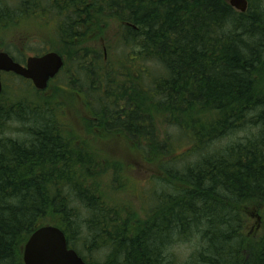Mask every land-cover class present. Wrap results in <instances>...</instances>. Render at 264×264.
<instances>
[{"label":"trees","instance_id":"1","mask_svg":"<svg viewBox=\"0 0 264 264\" xmlns=\"http://www.w3.org/2000/svg\"><path fill=\"white\" fill-rule=\"evenodd\" d=\"M38 15L52 22L42 48L64 59V91L85 89V132L123 140L167 191L140 215L112 201L103 178L120 190L122 174L70 130L60 93L2 73L0 264H23L43 226L60 229L87 264H264V232H244L250 216L264 229V5L0 0V36ZM111 25L113 57L109 43L97 47ZM8 46L0 51L11 56ZM7 79L29 89L7 96ZM176 244L191 254L179 260Z\"/></svg>","mask_w":264,"mask_h":264},{"label":"rangeland","instance_id":"2","mask_svg":"<svg viewBox=\"0 0 264 264\" xmlns=\"http://www.w3.org/2000/svg\"><path fill=\"white\" fill-rule=\"evenodd\" d=\"M248 3L250 5L262 6L264 5V0H248ZM10 4H13V2H10ZM28 20L29 22H27ZM28 20L20 22V26L17 29H13L0 36V50L4 48V44H8L10 46H8L7 49L11 52V56L17 59L24 58L25 60L27 57L40 56L46 53L47 50L42 48L45 47L42 42H44L43 39L46 40V42H51V40L48 39V31L52 26V22L44 15L31 17ZM116 34V25H111L108 29V33L102 40L103 42L97 43L98 48H102V44L105 45L109 43V56L112 57L120 53L115 45ZM145 68L150 69V66L146 65ZM5 85L6 93H8L7 96H11L12 93L18 89H22L25 93L27 92L26 90L29 89L27 87L28 85H23L22 82L20 83L19 81H11V79H7ZM49 86L51 87L47 86L48 88L44 91V96L51 97L53 93H60L56 100L59 105L65 108V119L68 121L70 130L80 137H86L85 139L88 141L86 142L90 144L89 146L96 152H99L101 157L108 160L114 166H117L122 174L120 179L123 182V186L120 190L107 188L106 184H108V181L110 180L108 176L103 178L105 183L104 191L107 196L112 201H117L121 204H129L137 215L146 212L148 209L147 206L152 205L158 195H163L164 192L167 191V186L157 180V169L154 164L148 163L146 160L139 158L130 150L123 140L117 137L110 135L100 138L93 136L92 134L88 135L85 132L84 124L89 118L88 109L84 104L85 102L81 99V95L85 92V89H83L80 96L78 94H70L64 91L70 90V88H68L67 75H58ZM16 94L18 95V92H15L14 95L16 96ZM30 97L34 98L35 94H30ZM14 132H11V134ZM172 132L173 131L169 129V133L174 134ZM7 135L9 136V134ZM247 219L244 228L245 236L250 239H256L264 232L261 220H257L253 216H250ZM257 222L258 225L256 226ZM171 248V252L176 254L179 260H184V258L191 254L190 244H176ZM102 256L103 253H100L97 255L95 254L92 257L94 261L102 262Z\"/></svg>","mask_w":264,"mask_h":264},{"label":"water","instance_id":"3","mask_svg":"<svg viewBox=\"0 0 264 264\" xmlns=\"http://www.w3.org/2000/svg\"><path fill=\"white\" fill-rule=\"evenodd\" d=\"M228 3L240 13L248 8L247 0H228ZM62 67L63 59L56 52L30 56L21 65L0 51V73H13L28 80L37 91H44ZM2 89L0 78V95ZM22 261L23 264H87L68 248L64 233L53 226H43L33 232L23 247Z\"/></svg>","mask_w":264,"mask_h":264},{"label":"flooded vegetation","instance_id":"4","mask_svg":"<svg viewBox=\"0 0 264 264\" xmlns=\"http://www.w3.org/2000/svg\"><path fill=\"white\" fill-rule=\"evenodd\" d=\"M23 65H24V64H23ZM63 67H64V61H63ZM63 67L61 68V70L63 69ZM61 70H60V72H61ZM60 72H59V73H60ZM58 75H59V74H58ZM58 75H57V76H58ZM57 76H56V77H57Z\"/></svg>","mask_w":264,"mask_h":264},{"label":"bare ground","instance_id":"5","mask_svg":"<svg viewBox=\"0 0 264 264\" xmlns=\"http://www.w3.org/2000/svg\"><path fill=\"white\" fill-rule=\"evenodd\" d=\"M32 234H33V233H32ZM32 234H31V235H32ZM31 235H30V236H31ZM30 236H29V237H30ZM29 237H28V239H29Z\"/></svg>","mask_w":264,"mask_h":264}]
</instances>
